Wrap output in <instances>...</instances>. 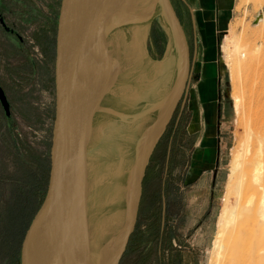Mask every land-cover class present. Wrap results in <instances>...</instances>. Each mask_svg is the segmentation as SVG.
<instances>
[{
  "label": "rangeland",
  "instance_id": "rangeland-1",
  "mask_svg": "<svg viewBox=\"0 0 264 264\" xmlns=\"http://www.w3.org/2000/svg\"><path fill=\"white\" fill-rule=\"evenodd\" d=\"M172 2L190 46L188 86L145 166L134 226L117 264H229L233 249L222 257L214 251L218 223L226 209L234 211L230 240L251 239L256 244L263 234L255 230V236H250L242 225L251 216L248 207L254 211L256 204L248 205V187L240 188V169L236 173L233 169L236 164L245 167L254 154V150L247 152V142H254L255 150H264V140L256 136L264 132V0ZM60 3L0 0V84L9 102L6 108L0 98V264H20L19 237L49 182ZM163 7L159 2L149 19L116 26L108 39L120 60V74L112 87L116 91L104 94L93 118L88 151L92 227L125 210V200L113 202L110 197L127 181L125 173L115 174L116 166L127 167L135 160L140 138L160 114L163 95L178 79L181 52ZM260 12L263 15L257 20ZM227 37L236 39L246 53L239 66L254 56L253 68L246 71L231 63L234 52L227 47ZM210 103L215 107V128L203 135L202 151L196 157L203 165L188 168L185 128L190 127L194 108L198 112ZM252 128L256 133L251 135ZM250 174L252 185L256 183L253 170ZM102 176L106 180L100 182ZM238 226L243 230L240 234L233 232Z\"/></svg>",
  "mask_w": 264,
  "mask_h": 264
},
{
  "label": "water",
  "instance_id": "water-1",
  "mask_svg": "<svg viewBox=\"0 0 264 264\" xmlns=\"http://www.w3.org/2000/svg\"><path fill=\"white\" fill-rule=\"evenodd\" d=\"M158 1L155 0V7ZM160 2L167 7L173 27L181 35L187 62L183 87L174 103L175 107L188 86L190 46L172 0ZM262 15L263 12H260L257 20ZM122 23L112 20L105 0H61L56 31L55 117L49 182L45 196L24 233L20 264H89L87 166L93 118L97 109L93 90L104 77L105 59L120 64L109 47L108 39L112 30ZM86 34L95 35L91 46L82 42ZM0 98L8 108L9 102L1 84ZM160 118L161 113L150 126L155 125ZM144 171L145 168L139 180V199ZM138 206L139 200L134 221ZM58 227L63 233L53 245H46L44 238L47 233L54 232Z\"/></svg>",
  "mask_w": 264,
  "mask_h": 264
},
{
  "label": "bare ground",
  "instance_id": "bare-ground-1",
  "mask_svg": "<svg viewBox=\"0 0 264 264\" xmlns=\"http://www.w3.org/2000/svg\"><path fill=\"white\" fill-rule=\"evenodd\" d=\"M160 1H158V3ZM105 2H106V6L110 9L112 20L114 22H117L118 24L121 22L125 23L127 21L138 18L146 19L150 15H152L153 12L156 10L155 0H105ZM163 8L169 17L167 7L164 6ZM175 34L177 37V41H178L177 43L180 50L179 53L181 52V55L179 57L180 64L178 68L179 71L178 79L176 81V84L171 89H169L168 92H165V95H163L164 98L160 101L161 118L158 120V122L155 125L149 127L148 130H146V132L144 133L143 137L140 138L137 146L138 148H137L135 160L127 167L123 165L119 166L118 164L116 166L115 174L125 173L127 175V181L124 187H117L110 197L113 202L119 200H125L126 203L125 210L123 212L113 213L112 215L106 217L105 219H103V221L99 222L97 225L93 227L89 223L87 225L88 244H89V264H117L123 249H125L130 234V230L133 226L136 207L139 200V193H140L139 180L143 173V169L146 168L145 166L150 159L149 157L152 153V150L156 142L163 133L165 126L169 121V118L171 116V111L174 107V103L176 102L182 90L186 71H187V62L182 44V38L179 31H176ZM94 39H95V35L86 34L83 36L82 42L84 41V44L91 46L92 43L94 42ZM225 40L227 47L234 52L233 55H231V63L235 64L236 62V64L238 65L236 66V68L243 67L242 69H246V71L247 69L249 70L253 68L255 61L254 56H252L254 60L252 58L251 59L249 58L250 60L249 61L247 60L248 61L247 63L241 64V65L244 64L242 67L239 66L241 63L240 60L242 59L243 56L246 57V53L241 51L239 44L235 42L236 39L233 40L227 37ZM233 64L231 67L235 68L233 67ZM124 67L127 69L128 65H125ZM124 67H122V70L124 69ZM234 70L235 69H233V71ZM119 73H120V64H118L117 61H110L109 59H105L104 77L95 85L93 90V97H94L93 100L97 108L99 107L100 100L102 99V97L106 92H108L109 90L116 91V89L112 87L115 85ZM251 97H253V94ZM262 101L264 103V100ZM262 101H258V102L262 103ZM250 103L251 106L252 102ZM254 118L255 117L253 116L251 119ZM251 119H249V121ZM258 120L259 119H257V121ZM254 121L255 119L253 120V122ZM257 125L253 127L254 128L256 127V129L258 130ZM260 126L262 127L261 124L258 127ZM258 131H260V129ZM250 133L251 135L256 133L255 129L254 130L253 128L250 129ZM256 136L258 140L261 141L264 140V132L262 131L260 133L257 132ZM246 144H247L246 147L247 152H249V150L250 151L254 150L255 152L254 154L249 156V158L245 161L244 165L246 166L249 165V169H248L249 172L253 170L255 175L253 179H255L256 183L251 185L250 176L252 174L249 175L246 166L242 167L241 165L240 167L239 164H236L233 169V172L236 173V171L240 169L239 170L240 173H238L241 175V179L239 180L240 188L242 189L244 186L248 187L245 188L250 194L248 198L249 199L248 205L254 202L256 205L254 211L252 208L248 207L249 212H251V216H249V219L247 220L248 223L242 225L248 227L247 229L245 228L244 229L246 230V232L250 233V236L253 235L255 236V234H253L255 230L263 231V234H261L258 237L256 244H252L251 242L248 241L251 239H244V240L239 239V241H237L238 240L237 238L236 240H230V225H231V220L234 218V211H232L233 209L231 210L226 209L221 216L220 222L218 223L219 225H218L217 237L214 241V251L216 252L215 253L216 256L222 257L225 256L229 250L233 249L234 250L233 256L231 257V260L230 258L228 259L229 264H264V177H263L264 150L263 152L255 150L257 149V147L254 144V142H247ZM87 172L88 173L90 172L89 160H88ZM236 176L238 177V175ZM104 180H106V176H102L99 179L100 182ZM87 181H88V185H87V201H88L90 198L92 183L88 179ZM242 231L243 230H241L238 226L237 229L236 230L234 229L233 232L236 234L238 233L240 234ZM62 233L63 230H61L60 227L54 230V232H50L49 234L47 233L46 237L44 238V241H46V245L48 246L53 245L56 239H58Z\"/></svg>",
  "mask_w": 264,
  "mask_h": 264
},
{
  "label": "flooded vegetation",
  "instance_id": "flooded-vegetation-1",
  "mask_svg": "<svg viewBox=\"0 0 264 264\" xmlns=\"http://www.w3.org/2000/svg\"><path fill=\"white\" fill-rule=\"evenodd\" d=\"M1 20L3 21V19H1ZM208 114H209L208 104H204L203 108L201 110L199 109L198 112H196V108H194V111L192 112L191 121H190V127L187 125L186 126L187 128H185L187 133H188V135H186L187 139H188V140H186V145L189 146L187 148H188V153H190L188 156V159H189L188 168L191 165H192L191 168H194V169L200 168L201 165H203V162H202L203 160L200 158H198V159L196 158L200 155V153L202 151V150H200V152H199V149H201L199 147V144L202 142L203 135L205 134V132H207L208 130H211L212 129L211 127L215 128L214 117H213L212 123H210ZM196 115H198V116L196 117ZM199 115H200V117H199ZM179 120L175 125L178 128L180 125ZM199 124H200V127H198ZM176 134H177V129L176 130L174 129V131L172 133V137H171L172 142L174 141ZM195 135H196V137H195ZM212 141L213 140L210 139V141L208 143L212 144ZM218 147L219 146H217L216 150H215L216 166L218 163V152H219Z\"/></svg>",
  "mask_w": 264,
  "mask_h": 264
},
{
  "label": "trees",
  "instance_id": "trees-1",
  "mask_svg": "<svg viewBox=\"0 0 264 264\" xmlns=\"http://www.w3.org/2000/svg\"><path fill=\"white\" fill-rule=\"evenodd\" d=\"M47 164H48V162H47ZM48 168H49V164H48ZM46 193V192H45ZM44 196H45V194L43 195V198H44ZM43 198H42V200H43ZM42 200H41V202H42ZM41 204V203H40ZM40 206V205H39ZM34 216V215H33ZM32 218L33 217H31V219L29 220V221H27V223H26V225L24 226V231H23V233H22V235L19 237L20 239H19V242H18V248H17V253L19 254V252H20V243H21V240H22V238H23V236H24V233H25V231H26V229L28 228V226H29V224H30V222H31V220H32Z\"/></svg>",
  "mask_w": 264,
  "mask_h": 264
},
{
  "label": "crops",
  "instance_id": "crops-1",
  "mask_svg": "<svg viewBox=\"0 0 264 264\" xmlns=\"http://www.w3.org/2000/svg\"><path fill=\"white\" fill-rule=\"evenodd\" d=\"M208 108H209V114H208L209 121H210V123H212V120H213V117H214V114H215V110H214L215 107L213 106V104L210 103V104H208Z\"/></svg>",
  "mask_w": 264,
  "mask_h": 264
}]
</instances>
